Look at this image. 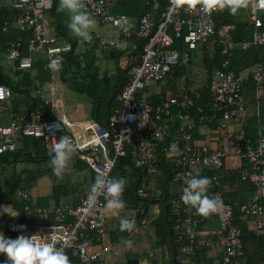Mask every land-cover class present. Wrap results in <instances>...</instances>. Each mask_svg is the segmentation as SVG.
<instances>
[{
    "label": "built area",
    "instance_id": "obj_1",
    "mask_svg": "<svg viewBox=\"0 0 264 264\" xmlns=\"http://www.w3.org/2000/svg\"><path fill=\"white\" fill-rule=\"evenodd\" d=\"M17 10L14 18L4 19L1 29L7 31L12 25L28 29L27 49L38 52L45 49L48 63L56 59L60 64L59 54L69 50L70 44L57 45L56 36L49 34L44 24L46 11L51 8L54 0H1ZM146 9L136 21L135 35L143 40L142 51L138 61L127 67V81L117 95L118 107L109 115L106 124L88 118L74 121L64 114L59 117L46 115L42 108H28L24 111H12L11 88L0 83V153L16 150L17 135L40 137L44 141L45 153L53 155L52 145L60 136L69 135L77 145L78 158L84 161L97 174L100 172L112 176L116 159L127 153L130 147L134 164L145 167L148 174L155 173V162L165 158L172 159L175 166L172 182L176 185L173 198L169 200L170 214L174 217L173 229L178 244L177 260L180 264H197L191 260L196 252L204 247L212 248L215 243L212 236L202 237L199 234L204 216L197 213L195 208L186 205L181 200L184 187L192 174L204 167L213 170L210 185L220 186L221 170L229 155H236L247 162V167L240 170V179L249 182L254 187V193L249 201L239 204L242 217H250L248 224L251 228L262 229L264 225V136L258 134L245 137L244 129L240 126L234 133L223 135L221 146L211 148L204 143L192 139L191 126L194 118L191 109L186 108L193 103L192 98L178 101L176 96L152 104L148 100V90L156 82L173 76V70L179 65H186L190 50L198 45L215 41L220 45L223 55L215 69L207 87L211 94L216 111H220L221 121L216 125L217 131L229 130V125L239 119V115L247 109L243 92V73H237L230 64V57L235 48L242 50L264 45V0H245L244 8L233 13V20L218 22L220 9L208 12L200 8L202 0H166L158 20L156 12L160 11L159 0H144ZM85 9L95 21L104 26L116 28L120 34L117 39L98 38V43L105 50L119 49L131 35L130 19L124 13H113L109 10L106 0H83ZM248 20L249 33L238 41L232 38L237 29L236 20ZM121 39L123 41H121ZM174 41L177 43L173 45ZM180 42V43H178ZM20 41L9 43L6 57L16 60L20 69L31 67V54H22ZM181 47V48H180ZM132 48H135L133 45ZM209 55L211 50L208 49ZM128 59V58H127ZM125 62L119 63L126 66ZM245 73L254 82V96L257 99L255 113L261 99L264 97V58L254 62L245 69ZM49 95L45 102L53 108L57 105L54 97L55 85L49 87ZM198 97V93L196 94ZM4 105V106H2ZM202 110L201 107L198 108ZM164 117L178 119V131L166 141L169 135ZM8 122L4 123L3 119ZM202 117H200L201 119ZM159 139V140H158ZM163 141V142H161ZM158 142H161L160 144ZM175 143L176 147L171 145ZM159 147V148H157ZM82 188V187H80ZM91 188V186H90ZM89 189L79 191L76 203H61L50 206L25 205L21 224V233L25 235L39 234L38 239L55 241L56 246L69 257L71 250L78 257V264L109 261L117 253L116 242L96 246L92 233L103 236L106 230L107 215L106 201L103 194L97 197L94 207L87 206ZM32 190H20L19 196L27 200ZM137 194L146 197L147 185L137 188ZM33 195V192H32ZM210 196H219L223 206L211 215L219 221L216 240L219 253L209 264H234V257L242 249L241 229L234 223V206L225 201L218 188L210 192ZM12 211V210H11ZM14 212V211H12ZM16 213V212H14ZM0 209V225L5 222H17L18 214L9 215ZM41 221H37V217ZM251 219V220H250ZM146 218L141 222H145ZM131 230L135 218H130ZM2 233V231H0ZM48 237L47 235H50Z\"/></svg>",
    "mask_w": 264,
    "mask_h": 264
},
{
    "label": "trees",
    "instance_id": "obj_2",
    "mask_svg": "<svg viewBox=\"0 0 264 264\" xmlns=\"http://www.w3.org/2000/svg\"><path fill=\"white\" fill-rule=\"evenodd\" d=\"M160 1V11L156 12V20L161 10L164 9L166 0ZM59 0H54L50 9L46 11L47 18L44 20V24L49 34L56 36L57 45L70 44V49L59 54L60 68L58 70H52L48 67V59L45 49H41L38 52H29L27 49L28 37L31 35L28 29L19 28L17 25H12L7 31L1 29V25L6 18H14L17 15V10L10 7V5L0 0V52L6 53L11 41H20V50L22 54H31V67L29 69H20L16 60H9L14 66L15 76L12 73L4 78L0 76V83L9 85L11 88V101L12 111L20 112L28 108H42L46 115L52 116L51 107L49 103L45 102V96L41 86L48 81L53 72H57L60 81L68 88L75 91L77 94L85 95L90 100V114L91 118L99 121L102 124L107 123V119L118 107L117 95L121 91L123 85L127 81V67L138 61L144 41L140 40L135 35V28L131 30V35L127 39V47H131V52L127 54L126 66H120L119 60L124 55L126 50L125 44L119 49L105 50L100 47L98 39L93 37L86 40V46L90 43V47L80 49L79 39L75 37L71 30L67 27L69 22V13L66 9H60L58 7ZM113 13H124L131 21H137L143 12L148 9L144 0H116L114 5L108 7ZM244 8V7H241ZM264 22V13H261ZM218 22H225L233 20V13L227 8L220 10L217 16ZM47 20V22H46ZM237 29L232 34V38L238 41L248 36L250 23L248 20H236ZM50 27V28H49ZM58 35V36H57ZM177 42L174 41L173 45ZM180 43V42H178ZM135 48H132V46ZM100 48V55L108 60H113L114 68L109 73H100V67L95 63V50ZM181 48V47H180ZM202 49V62L207 73V82L197 87L195 90L190 88L188 84L182 85L180 90H177L175 84V77L185 69V65H179L174 68L173 76L166 77L165 84V96L154 94L151 98H148L152 104L167 98L168 96H176L178 101L186 100L188 97L193 99V103L186 108L191 109L194 116L192 119L191 134L192 139L197 141L199 138L200 126H205L208 129H215L216 125L221 121L222 113L216 111L211 94L207 87L209 80L211 79L215 69L218 67L223 55L220 54V45L215 41H209L201 45ZM208 49L211 50V55L208 53ZM194 50V49H193ZM191 56V52H190ZM189 60L188 62L190 61ZM264 58V45L254 46L246 50L235 48L230 57L231 67L237 73H243V92L245 95L246 107H255L257 99L254 96V82L245 69L254 62H257ZM98 59V57H97ZM187 62V63H188ZM161 81L156 82L154 85L160 84ZM153 85V86H154ZM147 91L148 89L145 88ZM198 93V97L196 94ZM4 106V105H2ZM202 110L199 111L198 108ZM200 117H202L200 119ZM243 121V129L245 137H253L258 134L264 136V97L261 99L258 113L248 114ZM178 119L172 117H164L160 120L161 123H165L168 128L169 135L164 136L166 141L170 137L177 134ZM161 141V142H163ZM16 150L13 152L0 153V175L4 174L7 165L23 164L21 169L14 170L13 174L7 178L4 177L3 181H0V205H6L11 207V210L18 213L17 222H5L0 225V231L7 236L15 238L21 234V224L23 216L24 204L48 207L52 203L56 206L61 204V196L66 193V186L62 184L53 185L51 194L41 196L32 195L30 193L27 200H22L20 196L17 199L15 196V190H32L35 178L42 175L43 172H49V168L46 165L50 163L51 155L45 153L44 141L40 137L18 135ZM161 142H158L159 144ZM159 148V147H157ZM127 153L119 156L116 159L115 165L112 170L113 177H123L125 179V187L123 191V199L125 200V207H134L138 209L146 210L148 203L154 196L153 186H150L154 177L161 178L159 174L160 170L166 179L163 185V190L167 188V184L172 182V174L175 166L173 163H169L165 158L155 162L157 171L155 173L148 174L145 167H138L134 164V159L130 152V147L127 146ZM80 161V160H77ZM82 161V160H81ZM244 161V166L247 167V162ZM77 162L76 169L86 168L89 174V180L94 182L97 173L93 171L88 165L82 161ZM79 168H78V167ZM52 169V168H51ZM239 170L231 171L228 176L220 177V186L209 185L208 195L214 189H220L222 197L225 201L232 203L234 206V223L242 227L241 229V241L242 249L236 257H234V264H264V225L262 229L257 230L251 228L248 224L250 217H242L239 211V204L246 202L245 198L240 196V192L244 190H252L254 193V187L249 182H245L240 179ZM52 172V170H50ZM200 175L208 176L212 183L213 170L204 167L199 171ZM229 182L230 187L225 189L224 184ZM173 183V182H172ZM210 183V184H211ZM141 185H147L148 194L146 197H141L137 194V188ZM87 186V184H86ZM82 187V186H81ZM89 189V187H82L79 191ZM164 192V191H163ZM252 193V194H253ZM166 194V193H165ZM163 194L161 197L166 200L167 196ZM168 195V193H167ZM174 195V194H173ZM171 195L170 199L173 198ZM168 197V198H169ZM264 205V198L261 201ZM76 203V202H73ZM167 207V206H166ZM109 210V209H108ZM106 210V212L108 211ZM9 215H5V219H9ZM174 217L170 214V209L164 212V216L161 219V230H157L158 240L165 241L170 240L168 246L171 245V249L174 250L170 256L168 262L161 264H180L177 260L178 244L175 240V231L173 229ZM205 219V216H204ZM251 220V219H250ZM94 243L102 244L101 237L92 233ZM100 242V243H99ZM208 247H204L200 252H196L191 260H195L197 264H209V261L213 257H206ZM218 253L215 255L217 256ZM214 256V257H215ZM6 257L0 254V260H4ZM71 264H78V257L75 251L71 250L69 255ZM101 262H91L89 264H98Z\"/></svg>",
    "mask_w": 264,
    "mask_h": 264
},
{
    "label": "crops",
    "instance_id": "obj_3",
    "mask_svg": "<svg viewBox=\"0 0 264 264\" xmlns=\"http://www.w3.org/2000/svg\"><path fill=\"white\" fill-rule=\"evenodd\" d=\"M106 1L108 4V7H110L111 5H114V3L116 2V0H106ZM46 18H47V14H46ZM135 25H136L135 21H131V20L129 21V26L131 30L135 28ZM92 36L97 39L99 37H102L104 39L120 38V34L116 28L110 27V26H104L99 23L94 26V29L92 31ZM121 41L123 40L121 39ZM123 43L125 44L126 50L124 51V55L121 56L120 59L121 61L123 60L122 62H125V58L126 59L128 58L127 54L131 52V47H127V40L123 41L122 44ZM5 56H6V53H5ZM107 61L109 60L107 59ZM8 62L10 61L8 60ZM56 84H59L62 87V92L67 97V100L64 101V103L61 102L60 104L57 101V105L51 108L50 110L51 111L50 114L52 115V117H59L60 115L64 114L69 119L74 120V121H83L85 119L92 117L90 114L89 98L86 96V98L82 100L81 97L79 96L80 94H77L75 91L71 90L70 88H68L65 84H63L60 81L59 76L56 71L55 73L53 72L51 78L48 81H46L45 84L41 86V90H43V95L46 96L47 92L49 95V91H48L49 87L51 85H55V93L53 94L55 96ZM255 112H256L255 107L253 106L248 107L244 113L239 115V119H237L236 121H233L232 125H229V130L217 131L216 129H208L205 126H201L200 131H199L200 135H199V138H197V140L204 144H206V142L204 141H207L209 143L207 145H209L211 148L221 146L222 144H224L222 136L229 132L231 133L236 132V129H238L240 126L243 127L244 118L242 117H246L248 114H252ZM3 120H4L3 121L4 123L8 122L7 118H4ZM17 139H18V135L16 136L15 141H17ZM77 156L78 154L75 152L74 156L72 157L69 163H72L75 165H77L76 164L77 162L83 163ZM77 160H80V161H77ZM46 165L49 168L48 171L51 172L50 170L52 169L51 167H49L51 166L50 163L47 162ZM11 166H13L15 170V164L14 165L12 164ZM243 166H244V161L240 157L236 155H229L226 158L224 166L221 170L222 177L228 176V174L233 170H239L240 168H244ZM6 169H7V166H6ZM85 169L86 168H81L77 170L88 172V170L87 169L85 170ZM159 172L161 173L162 171L160 170ZM44 173L45 172H43L42 175L40 176L42 177ZM164 177L165 176L161 177L160 179H157L154 177L153 179H151L152 181H150L151 182L150 186H152L153 183L155 184V187L153 185L154 196L148 203L146 210L124 206L122 209L114 213L113 211L107 209L108 211L106 212V215H107L106 230L103 236L101 237V243L108 244L111 242H116L118 253L114 258L110 259L109 261H105L104 263H98V264H161L163 262L169 261V258L173 254L174 250L171 249L172 248L171 245L168 246L170 243V240H169V243H168V240H165L162 242L158 240L159 238L157 235V230L158 229L161 230V222H162L161 219L164 216V212L168 210L170 197L171 195L175 193V190L177 187L175 183L171 182V184L174 185L175 187H173L171 190H168L167 189L169 186V183H168L167 184L168 186L165 192V189L163 190L164 188L163 185L166 182V179ZM39 178L37 177L34 180V185L32 187L34 192L36 191L35 182ZM56 179H57V176L55 175V180ZM55 180L53 181L54 183H55ZM65 182L66 183H62V185L66 186V193H64L61 196L60 202L61 203L76 202L77 201L76 194L79 192L81 186H78L77 184H71L72 182L69 183L67 180H65ZM54 183H52L51 192L53 190ZM92 184L93 182L88 180L86 187L90 188ZM55 185H57V183H55ZM227 185L229 188L230 183L227 182L224 184L225 189H227ZM51 192L49 194H51ZM252 193H253L252 190H244L240 192V196L245 198V201H249ZM163 194L167 196L166 200L161 197ZM33 195L36 196L34 193ZM41 196H45V195H41ZM122 217H126L129 220L131 217L135 218V223L133 224L130 231H128L127 229L125 230L120 229L119 221ZM212 217L213 215L211 214L208 216H205V219L200 227L199 234L202 237L212 236V238L216 240V234L218 232V227ZM144 218H146L145 222H141V220ZM98 245L100 244H96V246ZM219 248H220L219 245L215 244L212 248L208 249V251L206 252V257L208 258L214 257L217 253H219ZM199 254H202V253L200 252Z\"/></svg>",
    "mask_w": 264,
    "mask_h": 264
},
{
    "label": "clouds",
    "instance_id": "obj_4",
    "mask_svg": "<svg viewBox=\"0 0 264 264\" xmlns=\"http://www.w3.org/2000/svg\"><path fill=\"white\" fill-rule=\"evenodd\" d=\"M245 6V0H202L200 8L208 12L213 9L223 10L227 8L235 13ZM58 7L66 9L69 13L67 27L77 37L89 40L95 26L94 17L85 9L83 0H59ZM48 67L58 70L60 64L56 59L49 61ZM171 147L175 148L173 143ZM77 149L73 138L69 135H62L57 142L52 145V157L50 165L52 172L57 177H62L67 171L68 165ZM211 180L208 176L200 175L199 170L192 174L183 189L181 200L189 206L195 208L196 212L208 216L217 212L222 206L223 201L219 196L208 195ZM125 179L123 177H110L107 173L100 172L95 176L94 182L87 194V206L89 209L95 206L97 197L104 195L106 208L114 213L125 206L123 191ZM3 212L9 215H16L11 211V207L0 205ZM121 230L129 229L131 222L128 218L122 217L119 221ZM51 237L50 235H47ZM43 237L39 234L25 235L19 234L15 238L7 237L0 233V254L6 259L0 260V264H71L69 257L61 251L54 240L38 239Z\"/></svg>",
    "mask_w": 264,
    "mask_h": 264
},
{
    "label": "rangeland",
    "instance_id": "obj_5",
    "mask_svg": "<svg viewBox=\"0 0 264 264\" xmlns=\"http://www.w3.org/2000/svg\"><path fill=\"white\" fill-rule=\"evenodd\" d=\"M97 24H98V22L95 23V25H97ZM110 27H112V26H110ZM91 38H93V36H91ZM80 39H79V44H80L79 48L80 49H84V48L88 49L91 44L89 43L86 46V44H85L86 41L83 39H81V40ZM89 41H90V39H89ZM190 52H191L190 61L184 66L185 69L181 73L177 74L175 77L176 78L175 84L177 86L176 87L177 90H180L182 85H184V84H188V86L190 88L195 90L197 87H199L202 84H205L207 82V73L205 71V67H204L203 62H202L201 45H198L194 50L191 49ZM95 54H96L95 63L100 67V73L111 72L112 69L114 68L113 60L107 61L106 58H104L102 55H100V48L95 50ZM97 57H98V59H97ZM122 61L120 59L119 63L122 64ZM121 64H119V65L121 66ZM12 73L15 76L13 64L11 62H8L4 53L0 52V76L2 78H4L8 75H11ZM165 82H166V80L163 79L160 84L150 86L148 88V93H147L148 98H151L154 94H157V95L164 94V96H165V93H166L165 84H164ZM79 96L81 97L82 100H84L86 98V96L82 95V94H80ZM54 97L57 99L59 104L61 102L64 103V101L67 100V97L63 94L62 87L59 84H56V94ZM63 103H62V105H63ZM197 142L201 143L198 140H197ZM204 142H206V144H209L207 141H204ZM167 161L170 164L173 162L172 159H169ZM20 167L22 168L23 164L16 165L15 171L17 169H21ZM49 167H51V166H49ZM4 172H5L4 174L0 175V181H3L4 177L9 178L13 174V172H14L13 166L7 165V169ZM50 173L51 172H45L42 177L39 176L41 178L38 177L39 179L35 182L36 191L34 192L32 189V192L35 195H47L51 192V187H52V183H54L53 181L55 180V175L53 174V172L51 174ZM160 174H161V177H163V173L161 172ZM65 180H67L69 183L72 182L71 184H77L78 186H82L85 188L86 184L89 180V174L87 171L84 172V171L77 170L75 167V164L69 163L67 171L64 173V175L62 177H57V179L55 180V183H57V184L66 183ZM153 185L155 187L154 183H153ZM173 187H175V186L172 185L171 182H169V186L167 189L171 190ZM20 190L19 189L17 191L15 190V196L17 199L19 198L18 192ZM212 218L214 219V222L216 223L217 227H219V221H218L217 217L213 216ZM36 220L39 222V221H41V218L38 216L36 218ZM214 243L216 245H218L217 241H215V240H214Z\"/></svg>",
    "mask_w": 264,
    "mask_h": 264
}]
</instances>
